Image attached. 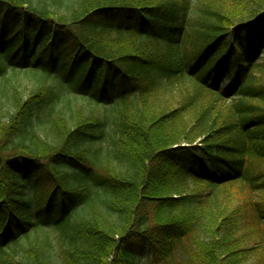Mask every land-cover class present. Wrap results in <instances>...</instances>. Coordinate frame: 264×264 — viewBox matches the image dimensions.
<instances>
[{
  "label": "trees",
  "instance_id": "1",
  "mask_svg": "<svg viewBox=\"0 0 264 264\" xmlns=\"http://www.w3.org/2000/svg\"><path fill=\"white\" fill-rule=\"evenodd\" d=\"M27 68L53 82L0 88V264L264 258V0H0V80Z\"/></svg>",
  "mask_w": 264,
  "mask_h": 264
},
{
  "label": "rangeland",
  "instance_id": "2",
  "mask_svg": "<svg viewBox=\"0 0 264 264\" xmlns=\"http://www.w3.org/2000/svg\"><path fill=\"white\" fill-rule=\"evenodd\" d=\"M255 38H258V34L254 35ZM45 74L42 70H33L30 68L27 69H16L11 70L6 74V78L0 80V88H2L3 85H6L7 82L11 83L12 85H18L20 86L21 91H31L35 89L36 87H39L41 84L45 82ZM53 79L49 78L46 80V83H52ZM228 85V82H225L224 84H221L222 86ZM69 91V90H68ZM72 89L70 90V92ZM194 189L193 184L191 181H188L186 184H181L180 187V193L191 192ZM243 264H264V258L251 254L250 256L246 257L244 259Z\"/></svg>",
  "mask_w": 264,
  "mask_h": 264
}]
</instances>
